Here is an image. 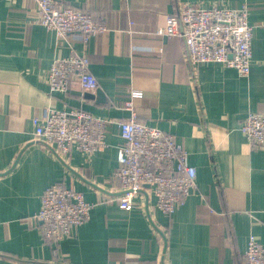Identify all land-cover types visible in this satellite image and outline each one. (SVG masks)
<instances>
[{"label":"crops","instance_id":"crops-1","mask_svg":"<svg viewBox=\"0 0 264 264\" xmlns=\"http://www.w3.org/2000/svg\"><path fill=\"white\" fill-rule=\"evenodd\" d=\"M184 3L248 8V78L219 63L193 70L183 40L158 34ZM68 4L93 13L108 30L87 45L78 34L59 40L38 23L34 0H0V264H244L250 236L264 245V147H254L241 131L249 113L264 114V0ZM72 49L89 58L96 92L83 91L77 76L67 93L50 92L54 59ZM133 92L141 94L134 99L139 119L173 134L197 169L196 190L172 216L155 208L148 189L136 196L133 210L118 204V123L130 116L124 105ZM74 108L111 121L108 146L94 154L73 150L64 162L34 140L33 119L47 109ZM71 180L95 206L89 221L53 246L35 215L49 186Z\"/></svg>","mask_w":264,"mask_h":264},{"label":"built area","instance_id":"built-area-1","mask_svg":"<svg viewBox=\"0 0 264 264\" xmlns=\"http://www.w3.org/2000/svg\"><path fill=\"white\" fill-rule=\"evenodd\" d=\"M34 1L38 6V23L55 31L59 40L78 34L87 45L93 36L108 30L93 13L71 7L68 0ZM248 17L247 7L204 8L184 3L167 16L166 26L158 34L183 40L193 70L201 63H219L248 78L253 59V26ZM89 66V58L74 49L70 56L54 59L48 73L50 92L67 93L73 76L78 77L83 91L96 92L98 80ZM139 97L140 93L133 92L124 105L130 116L118 123L123 140L114 174L120 191L118 204L131 211L136 196L148 189L155 208L172 216L196 190L197 169L173 134L139 119L134 107V99ZM109 123L110 120L81 108L47 109L42 117L33 119L34 140L50 147L65 162L73 150L94 154L106 148ZM241 131L254 147H264V114L249 113L242 121ZM73 182L70 186L63 182L53 184L41 196V208L35 218L41 222L43 237L50 245L59 246L65 238L72 237L78 227L89 221L95 206ZM245 258L244 264H264V245L253 235L248 240Z\"/></svg>","mask_w":264,"mask_h":264},{"label":"water","instance_id":"water-1","mask_svg":"<svg viewBox=\"0 0 264 264\" xmlns=\"http://www.w3.org/2000/svg\"><path fill=\"white\" fill-rule=\"evenodd\" d=\"M98 93H97V96H100L101 97V92L100 91H97ZM90 98H93V95H88ZM164 242H165V248H164V255H163V257H162V261L164 262V260H165V253H166V248H167V241H166V239H165V237H164Z\"/></svg>","mask_w":264,"mask_h":264},{"label":"rangeland","instance_id":"rangeland-1","mask_svg":"<svg viewBox=\"0 0 264 264\" xmlns=\"http://www.w3.org/2000/svg\"><path fill=\"white\" fill-rule=\"evenodd\" d=\"M118 166H119V163H118ZM118 168V167H117ZM153 197V196H152ZM164 235H162V237H163Z\"/></svg>","mask_w":264,"mask_h":264}]
</instances>
